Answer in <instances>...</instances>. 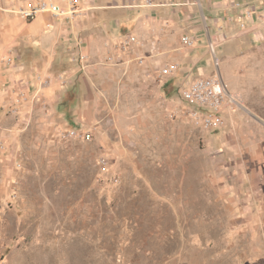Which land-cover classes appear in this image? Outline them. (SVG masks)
<instances>
[{
    "label": "rangeland",
    "instance_id": "374dc122",
    "mask_svg": "<svg viewBox=\"0 0 264 264\" xmlns=\"http://www.w3.org/2000/svg\"><path fill=\"white\" fill-rule=\"evenodd\" d=\"M196 1L185 33L141 46L152 73L108 65L113 47L95 46L101 88L90 122L67 120L70 93L29 111L3 105L0 89V264H264V0L250 18L241 5L250 0L221 10ZM96 5L80 37L110 38L117 20L120 36L146 31L143 12ZM72 48L57 49L53 74L69 70ZM11 55L21 65L20 43ZM165 64L179 72L160 76ZM201 73L219 74L239 104L211 132L180 112V92ZM71 129L93 138H58Z\"/></svg>",
    "mask_w": 264,
    "mask_h": 264
},
{
    "label": "crops",
    "instance_id": "0c3cea01",
    "mask_svg": "<svg viewBox=\"0 0 264 264\" xmlns=\"http://www.w3.org/2000/svg\"><path fill=\"white\" fill-rule=\"evenodd\" d=\"M107 1L111 3L110 9L113 11L112 14L115 15L125 11L143 12L142 28L145 27L146 31L143 30L137 34V29L134 25L132 31H136V33H131L130 31V33L120 36L118 31L121 30L122 23L117 20L115 25H110L107 28L111 32L110 38L100 40V37L97 39L93 35L80 37L78 32L80 31V24L82 26L83 23L79 22L82 19L88 18L96 9H100L96 5L97 0H87L83 6L84 12L74 21H69L65 18L52 19L47 14H41L32 21H26L17 12L28 10L35 5L36 0H0V89L2 88L4 92H7L3 96L5 97L3 105L6 107L15 106L16 98L21 92L26 97V101L21 103L22 110H38V106L40 107L42 103H49V107L55 108L62 103L66 94L70 93L69 99L67 102H64L65 107L68 109L66 113V116L68 115L67 120L73 119L77 125L90 122L91 117L88 113L90 111V103L95 101V95H97L99 88H101L97 78L101 67H97L96 65L102 59L95 60L93 54L95 46H102L104 44L102 52L106 54L107 51L111 50L110 47L128 37L137 38L142 46H145V49L146 47L152 49V47L163 46L165 39L173 31L180 30L181 33L184 32L185 25H180V23L190 21L196 9L202 7L201 1L196 0H177L179 4H182L177 7L162 6L168 4L167 0H152L153 4L158 6L151 8H130L131 0ZM144 1L137 0V3L142 5ZM229 1L209 0L208 7L213 9L214 6L217 10H221L227 6L226 4ZM57 3L62 8H66L65 0H57ZM236 3L239 2L232 3L231 5V9L234 11V4ZM256 4L258 3L254 0L241 3V5H246L245 7L253 10V13ZM66 42H69L73 47L66 50L69 70L53 74L55 64L58 61L57 49ZM19 43L21 44V58L17 59H21V65L17 64L16 58L11 55L13 49ZM143 54L141 46L135 47L129 54V57L117 56L116 65H114L118 68L122 67L120 68L121 71L124 66L132 63L137 66L134 61L136 57L140 56L146 60L145 65H147L145 69L152 73L153 71L150 66L152 60L148 63L147 59L149 57L143 56ZM80 57H86V61L83 62L82 67L79 62ZM177 71L179 72V70ZM59 76L66 79L64 86L57 82ZM200 76L206 77L204 73L198 75V77ZM198 77L191 78L188 83ZM37 78H50L53 84L51 87L39 91L40 83L37 81ZM74 83L76 87L68 90ZM72 112L74 116L70 118Z\"/></svg>",
    "mask_w": 264,
    "mask_h": 264
},
{
    "label": "built area",
    "instance_id": "2783aa9c",
    "mask_svg": "<svg viewBox=\"0 0 264 264\" xmlns=\"http://www.w3.org/2000/svg\"><path fill=\"white\" fill-rule=\"evenodd\" d=\"M87 0H65L66 8H62L57 0H36L35 5H33L28 10L18 11V15L26 20L32 21L38 15L47 14L52 19L65 18L69 21L76 20L79 15L84 12L83 6ZM167 7H177L181 6L177 0H167ZM259 3L261 0H254ZM158 5L153 4L152 0H145L142 5L137 3V0H131L130 8H151ZM235 9H241L240 4H234ZM244 14L247 18H250L253 14V10L245 7ZM48 28H50L48 26ZM182 45L185 49H193L195 42L188 36L182 38ZM142 46V44L135 37H128L123 41L119 42L113 46V54H109L105 63L108 65H114L116 63V57H125L129 55L135 47ZM86 61V57H80L79 62L82 64ZM137 66L145 65V59L143 57H136L135 61ZM158 72L162 77H168L174 74L178 70L177 65H166L162 66ZM40 83V90L52 86L53 81L50 78H37ZM57 82L61 85L66 84V79L59 76ZM38 91V92H39ZM40 94V93H38ZM182 101L186 103V108H181L180 112L183 113L197 128L205 132H211L216 129L225 127L226 120L231 111H233L239 104L235 98L229 92L225 82L215 73L214 75L208 77H198L192 82L188 83L186 88L180 92ZM26 101V97L23 93H19L15 106L21 105L22 102ZM43 107L47 106L43 104ZM177 115L174 114V116ZM264 125V122H263ZM58 138L63 141H79V142H90L93 138L92 132H82L80 130L71 129L60 131L57 133ZM3 149V148H2ZM101 165H106L107 162L102 159Z\"/></svg>",
    "mask_w": 264,
    "mask_h": 264
}]
</instances>
